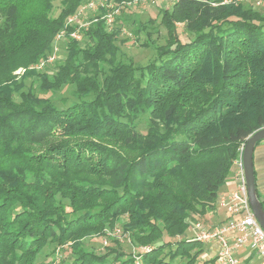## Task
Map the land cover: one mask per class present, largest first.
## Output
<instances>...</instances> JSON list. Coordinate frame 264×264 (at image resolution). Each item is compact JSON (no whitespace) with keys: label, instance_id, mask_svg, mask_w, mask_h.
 Returning <instances> with one entry per match:
<instances>
[{"label":"trees","instance_id":"trees-1","mask_svg":"<svg viewBox=\"0 0 264 264\" xmlns=\"http://www.w3.org/2000/svg\"><path fill=\"white\" fill-rule=\"evenodd\" d=\"M55 1L0 0V264H54L39 255L69 242L68 264H136L120 247L99 254L81 240L121 217L136 244L153 245L142 264H196L207 248L189 227L216 210L240 149L264 127V10L177 0L163 11L165 43L137 66L116 59L106 9L80 27L69 17L88 0H60L53 16ZM62 32L67 54L41 79L54 91L74 86L67 107L23 89Z\"/></svg>","mask_w":264,"mask_h":264},{"label":"rangeland","instance_id":"rangeland-1","mask_svg":"<svg viewBox=\"0 0 264 264\" xmlns=\"http://www.w3.org/2000/svg\"><path fill=\"white\" fill-rule=\"evenodd\" d=\"M89 1V0H88ZM88 1H86L79 8V16L75 20L78 25H89L91 21L96 20L102 12L100 8L94 10L88 7ZM113 7L109 9V12L113 15V22L108 23L106 19L108 29L111 31L118 32V38L116 39V44L119 46V50L116 53V59L121 60V62L134 61L137 66H143L152 60L156 55V50L154 44L162 45L165 43L169 29L163 22V11L170 8L173 3L163 1L160 3L152 2L148 0H129L122 4L124 8H120L115 2H112ZM55 9L52 12L53 16L58 15L60 11V0L55 1ZM107 13V10H105ZM151 20V21H147ZM146 22L148 26L146 30L138 34L135 30L139 22ZM85 26V27H87ZM178 26V33L183 41H189L193 35L186 29L184 22H176ZM82 27V26H81ZM84 27V26H83ZM78 33V32H77ZM77 38L80 42L81 47H88L91 45V40L89 38L79 34ZM148 41V44L147 42ZM57 49V50H56ZM56 53V58L53 62L46 61L49 56H53ZM67 54V45L65 37L62 36L60 39H56L53 43V48L50 51L47 59H42L35 67L42 73V75L34 78H28L25 80L24 90H32L36 94L50 97L56 105L60 107H67L69 104L77 100L76 92L74 86L71 84H64L61 87L55 89H46L42 85L43 74L45 73L50 79H54L56 73V67L58 64L62 63ZM109 63L105 64L106 71L104 73H99L98 77L103 81L108 73ZM25 71L24 68H19L15 71V74L19 75L18 78L21 80V75ZM139 70L137 74H139ZM136 74V75H137ZM19 98V96H17ZM146 128L145 124L140 125L139 129L144 131ZM68 205V200L65 199ZM68 210L70 207L68 206ZM126 221V217H121L120 220L116 221L112 226H107L105 234L100 235L97 233H90L82 237V241L85 246L95 251L99 254H104L107 252L109 247H120V250L126 254V257L133 256L136 259V264H142L140 252L147 251L153 247L150 245H138L136 244L130 234L125 232L122 223ZM193 225V224H192ZM192 225L189 227L188 234H191L190 230ZM117 239L118 242L113 241ZM163 240H158L155 243H162ZM71 242L67 244L57 245L54 243H49L39 255L38 259L41 261H49L54 264H68V262L73 258V253L69 247ZM209 252L200 256L196 264H204V261L209 259ZM188 258L182 259L179 264H185Z\"/></svg>","mask_w":264,"mask_h":264},{"label":"built area","instance_id":"built-area-1","mask_svg":"<svg viewBox=\"0 0 264 264\" xmlns=\"http://www.w3.org/2000/svg\"><path fill=\"white\" fill-rule=\"evenodd\" d=\"M148 1V0H144ZM152 2H171L177 0H150ZM88 7L94 10L104 8L107 10L104 17L107 22H113V15L109 9L113 7L111 0H89ZM222 3H251L255 7L264 10V0H223ZM80 12L69 17V22L75 23ZM87 25H80V27ZM64 36V32L57 35L56 39ZM72 37L79 38V33L74 31ZM57 50V49H56ZM56 53L49 56L46 61L53 62ZM245 145L240 149V154L234 161V180L236 187L227 195L218 200V205L225 208L227 218L222 223L215 225L197 222L193 225L195 237L202 243L212 246L214 259L210 264H243L238 257V252L245 248H251L259 258L258 264H264V228L253 213L244 171L243 152ZM210 259V257H209ZM211 260V259H210Z\"/></svg>","mask_w":264,"mask_h":264},{"label":"crops","instance_id":"crops-1","mask_svg":"<svg viewBox=\"0 0 264 264\" xmlns=\"http://www.w3.org/2000/svg\"><path fill=\"white\" fill-rule=\"evenodd\" d=\"M254 167L256 173V180H257V189L261 199L264 201V140L259 142L254 151ZM236 187V181L234 180V169L231 171L229 177L227 178L226 182L222 185L220 189L219 199L223 195H227L231 190ZM218 199V200H219ZM227 218V212L225 208H222L218 205L216 210L207 214L203 222L205 224L215 225L218 223H222ZM194 225V224H193ZM190 230L191 234L194 233V227ZM207 248L206 253L209 252L210 259L214 255V251L212 246L209 244H204ZM238 257L241 259L243 264H258L259 258L256 252L250 248L242 249L238 252Z\"/></svg>","mask_w":264,"mask_h":264},{"label":"water","instance_id":"water-1","mask_svg":"<svg viewBox=\"0 0 264 264\" xmlns=\"http://www.w3.org/2000/svg\"><path fill=\"white\" fill-rule=\"evenodd\" d=\"M243 152L244 171L246 175L250 204L257 220L264 228V206L258 195L257 180L254 167V151L259 141L264 140V127L256 130L247 138Z\"/></svg>","mask_w":264,"mask_h":264}]
</instances>
